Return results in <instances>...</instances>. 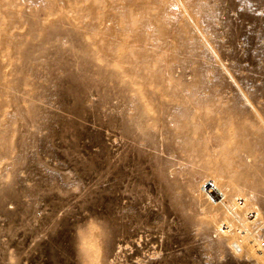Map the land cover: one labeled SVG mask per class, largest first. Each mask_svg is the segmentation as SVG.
Returning <instances> with one entry per match:
<instances>
[{"label": "rangeland", "instance_id": "rangeland-1", "mask_svg": "<svg viewBox=\"0 0 264 264\" xmlns=\"http://www.w3.org/2000/svg\"><path fill=\"white\" fill-rule=\"evenodd\" d=\"M0 264H264V0H0Z\"/></svg>", "mask_w": 264, "mask_h": 264}, {"label": "bare ground", "instance_id": "bare-ground-1", "mask_svg": "<svg viewBox=\"0 0 264 264\" xmlns=\"http://www.w3.org/2000/svg\"><path fill=\"white\" fill-rule=\"evenodd\" d=\"M104 20V19H103ZM93 25H94V23H93ZM96 25V24H95ZM99 32V31H98ZM88 33V32H87ZM98 35V34H97ZM99 36V35H98ZM102 36V35H101ZM104 37V36H103ZM83 39V38H82ZM102 40H103V38H102ZM98 41V40H97ZM96 43V42H95ZM106 44V43H105Z\"/></svg>", "mask_w": 264, "mask_h": 264}, {"label": "built area", "instance_id": "built-area-1", "mask_svg": "<svg viewBox=\"0 0 264 264\" xmlns=\"http://www.w3.org/2000/svg\"><path fill=\"white\" fill-rule=\"evenodd\" d=\"M209 187H212V185L210 184ZM214 189L216 190V188L214 187ZM210 191V190H209Z\"/></svg>", "mask_w": 264, "mask_h": 264}]
</instances>
